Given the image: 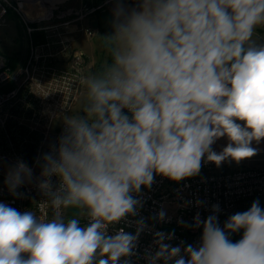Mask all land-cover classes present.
<instances>
[{
    "label": "clouds",
    "instance_id": "clouds-1",
    "mask_svg": "<svg viewBox=\"0 0 264 264\" xmlns=\"http://www.w3.org/2000/svg\"><path fill=\"white\" fill-rule=\"evenodd\" d=\"M113 16V34L103 37L111 62L80 80L85 115L65 117L58 145L38 161V188L48 197L40 206L53 216L0 203V264H120L134 254L143 221L136 234L107 229L137 214L142 205L132 193L150 188L154 174L179 182L198 175L205 157L219 167L258 154L252 143L264 140V43L257 42L264 0H140L131 10L117 3ZM222 137L228 143L217 153L212 145ZM32 180V169L17 161L5 183L17 194ZM68 209L90 223L66 220ZM201 224V245L183 255L165 243L171 234L156 233L149 264H264L258 200L223 228L216 215H197L194 226ZM241 230L233 243L229 234Z\"/></svg>",
    "mask_w": 264,
    "mask_h": 264
},
{
    "label": "built area",
    "instance_id": "built-area-1",
    "mask_svg": "<svg viewBox=\"0 0 264 264\" xmlns=\"http://www.w3.org/2000/svg\"><path fill=\"white\" fill-rule=\"evenodd\" d=\"M10 5L7 0H0V24L5 21ZM80 16L79 14H77ZM28 33L41 37V31L46 27L27 26ZM88 36L93 31L86 29ZM47 38V36H42ZM59 51L45 53L53 44L48 40L38 44L31 41L30 56L22 67L10 68L6 58L0 55V130L5 133V138L11 146V158L25 162L33 172L32 182H25L13 194L5 183L6 176H0V203L13 207L21 213L29 210L36 211L39 215H48L51 219V207L40 206L48 200L39 188L41 167L38 161L53 146L58 145L65 123H60L52 131L54 122L59 117H64L71 103L78 95L81 83L76 75L70 78L64 68L49 65L52 60L60 61L64 58L67 49L66 39H61ZM30 44V41H29ZM42 52V53H40ZM72 57L76 69H82L84 61L83 51L74 50ZM62 63V62H59ZM65 66V64H57ZM75 67H73L75 69ZM127 114V110H124ZM25 127L26 132H22ZM6 128H11L9 134ZM40 129L38 146L31 156V162L25 157L24 146L29 144L30 135L34 129ZM5 157L2 155V158ZM235 161H226L217 167L212 162L202 159L201 170L198 175L185 178L179 182L172 181L161 175L154 174L150 188L142 186L139 193H132L133 197L141 201L137 214L129 216L127 220L110 225L108 235H114L118 230L136 234L137 221H143L144 227L140 232L134 254L121 258L120 264L127 259L129 264H149V259L158 250L155 245V234L160 232L166 236L171 234L170 240H165L171 246H180L181 255L183 248L188 245L198 248L202 242L203 224L195 227V217L199 215L201 221L210 215L218 217V224L224 227L228 218L237 213L247 211L256 200L260 205L264 201V165L259 167H242L234 164ZM51 182L55 190L58 187V178L52 176ZM213 205H219V212H213ZM164 212L163 220L158 219V214ZM65 219H69L65 210ZM80 220L81 227L87 226L90 221L87 216ZM230 233L232 240L237 235ZM233 242V241H232ZM235 243V242H233ZM187 259V257H185ZM157 264H164L163 260ZM169 264H174L170 261Z\"/></svg>",
    "mask_w": 264,
    "mask_h": 264
},
{
    "label": "rangeland",
    "instance_id": "rangeland-1",
    "mask_svg": "<svg viewBox=\"0 0 264 264\" xmlns=\"http://www.w3.org/2000/svg\"><path fill=\"white\" fill-rule=\"evenodd\" d=\"M10 5L5 21L0 24V55L7 59L10 68L22 67L30 56L31 41L33 44L35 41L42 43L48 40L53 44L51 49L45 51V53H54L59 51L62 44H59L61 39H66L67 49L65 51L64 59L61 61L52 60L49 65L56 64L60 68H64L70 78L74 75L81 77V79L93 71H100L106 63L111 62L110 53L106 47V41L104 46H100L98 41L106 36V32L97 33L96 22L100 19L105 9L104 4H100L97 0H63L60 3H55L52 7L48 3H43L42 0H7ZM79 14L80 16H78ZM102 17L101 19H103ZM112 26L113 18H107ZM104 19V21H108ZM27 26L30 27H46L48 30L41 31L42 36L35 40L32 34L38 31L28 33ZM86 29L93 31L91 36L85 33ZM114 31V30H113ZM98 34V36H97ZM113 32H110L112 35ZM30 41V44H29ZM97 42V43H96ZM77 51H83L82 59L84 66L82 69H76L73 62L74 55ZM42 53V52H40ZM62 62V63H59ZM65 64V66L57 65ZM75 67V69L73 68ZM79 78V80H81ZM86 101L84 93V86L81 85L78 95L76 94L75 100L71 103L69 110L64 117H59L54 122L52 131L56 130L57 126L64 122L65 117L78 115L84 116L82 105ZM11 128H6L9 134ZM38 128L34 129V132L30 135L29 144L24 146L25 157L28 162H31L30 158L38 146L37 140L40 137ZM22 132H26L25 127L22 128ZM2 155L5 157L2 158ZM263 156V155H261ZM259 155H255L252 158L242 160L239 164L234 162L237 166L242 167H259L264 165V160H259ZM264 158V157H263ZM14 163L11 158V146L8 140L5 138V133L0 130V176H6L9 168ZM260 207L264 209V201H262ZM69 218H81L84 219L86 215H76V210H67ZM243 236V230L237 233V238L241 239Z\"/></svg>",
    "mask_w": 264,
    "mask_h": 264
},
{
    "label": "crops",
    "instance_id": "crops-1",
    "mask_svg": "<svg viewBox=\"0 0 264 264\" xmlns=\"http://www.w3.org/2000/svg\"><path fill=\"white\" fill-rule=\"evenodd\" d=\"M100 2V4H104L105 5V9L103 8L101 12H103L100 17V19H98L96 22V28H97V33L98 31L100 32H106V36H110V32H113V26H110V22L107 18H114L113 13H114V9L117 5V3H121L123 4V6L125 7L126 10H131L132 8H136L138 7L140 0H97ZM102 17H104L103 19H101ZM104 19L108 20V21H104ZM257 35H258V39L257 42L258 43H264V29H257ZM98 36V34H97ZM100 42V46H104L105 41L104 39H100L98 41V44ZM97 43V42H96ZM64 59V58H63ZM61 59V60H63ZM60 60V61H61ZM240 123H243L242 121H238ZM228 143V139L227 137H222L219 140H217V142L212 145V148L214 151H216L217 153H219L220 151H222V149L227 145ZM253 147H256L259 149L258 154L259 156L263 155L260 157L259 160H264V140H262L259 144H257L255 141H253L252 143Z\"/></svg>",
    "mask_w": 264,
    "mask_h": 264
},
{
    "label": "bare ground",
    "instance_id": "bare-ground-1",
    "mask_svg": "<svg viewBox=\"0 0 264 264\" xmlns=\"http://www.w3.org/2000/svg\"><path fill=\"white\" fill-rule=\"evenodd\" d=\"M63 0H42L43 3H48V5H50L51 7L56 3H60Z\"/></svg>",
    "mask_w": 264,
    "mask_h": 264
},
{
    "label": "trees",
    "instance_id": "trees-1",
    "mask_svg": "<svg viewBox=\"0 0 264 264\" xmlns=\"http://www.w3.org/2000/svg\"><path fill=\"white\" fill-rule=\"evenodd\" d=\"M37 39V37H35V40ZM240 239H238L237 238V235L234 237V238H232V240L231 241H233V242H237V241H239Z\"/></svg>",
    "mask_w": 264,
    "mask_h": 264
},
{
    "label": "flooded vegetation",
    "instance_id": "flooded-vegetation-1",
    "mask_svg": "<svg viewBox=\"0 0 264 264\" xmlns=\"http://www.w3.org/2000/svg\"><path fill=\"white\" fill-rule=\"evenodd\" d=\"M37 38H39V36H36Z\"/></svg>",
    "mask_w": 264,
    "mask_h": 264
}]
</instances>
